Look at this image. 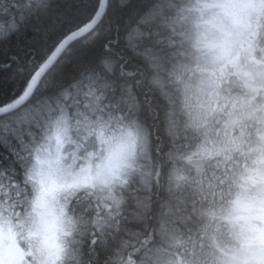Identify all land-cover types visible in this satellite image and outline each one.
Segmentation results:
<instances>
[{
    "label": "snow or ice",
    "instance_id": "obj_1",
    "mask_svg": "<svg viewBox=\"0 0 264 264\" xmlns=\"http://www.w3.org/2000/svg\"><path fill=\"white\" fill-rule=\"evenodd\" d=\"M0 264H264V0H0Z\"/></svg>",
    "mask_w": 264,
    "mask_h": 264
}]
</instances>
